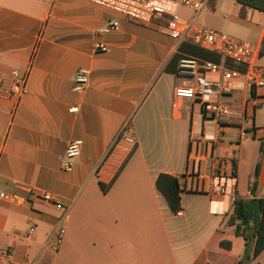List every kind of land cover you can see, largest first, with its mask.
<instances>
[{"label":"crops","instance_id":"obj_1","mask_svg":"<svg viewBox=\"0 0 264 264\" xmlns=\"http://www.w3.org/2000/svg\"><path fill=\"white\" fill-rule=\"evenodd\" d=\"M179 14L193 15L182 7ZM237 19L264 69V12L245 9ZM110 21L117 29L98 34ZM164 27L163 19L140 25L88 0H0V193L25 201L0 199V249L14 251L0 264H212L209 243L230 228L232 198H264V86L219 98L245 106L246 118L208 121L198 102L173 97L183 84L179 61L243 66L190 39L176 43ZM96 43L108 50L96 53ZM78 70L88 72L81 92L73 90ZM22 77L26 93L17 101L9 89ZM127 119L135 145H113ZM204 136L217 138L213 149ZM73 141H81L80 155L64 170ZM121 166L103 192L99 183ZM217 168L233 179L229 196L208 190ZM160 174L178 179L175 214L155 187ZM44 193L70 206L57 252L43 248L61 213L40 199ZM29 216L36 227L25 240Z\"/></svg>","mask_w":264,"mask_h":264},{"label":"built area","instance_id":"obj_2","mask_svg":"<svg viewBox=\"0 0 264 264\" xmlns=\"http://www.w3.org/2000/svg\"><path fill=\"white\" fill-rule=\"evenodd\" d=\"M48 3L50 0H39ZM92 3L123 15L130 21L140 25L149 24L153 19H163L166 34L176 43L190 39L199 48L215 52L235 64H241L243 70L227 67L224 64L213 63L195 57L183 58L179 61L176 76L183 79V84L173 90L174 99H189L198 102L208 121L217 125L224 123L232 117L246 118V107L236 109L230 104L219 101L220 97L230 96L235 92L248 88L251 92L264 86V69L257 63V50L246 41L216 32L210 28L197 26L196 17L199 13L211 9V0H88ZM186 8L192 12V17L183 19L179 14V8ZM117 29V22L110 21L98 34ZM108 49L105 45L96 43L94 51L104 53ZM15 76V74L13 75ZM88 82V72L78 70L74 76L73 90L81 92ZM10 94L19 100L26 93L25 77L13 82L9 89ZM204 141L211 149L217 144L215 136H204ZM123 142L125 145L134 146V133L130 119L125 120L116 134L113 145ZM197 146V144H195ZM81 141H73L66 147L63 169L70 170L71 162L80 155ZM193 168H198V162L192 160ZM194 174V172H193ZM231 177H225L217 168L208 185L210 193L219 196L232 194L234 185ZM196 187L202 183L195 184ZM201 188V187H199ZM0 199L7 203L22 205L25 201L14 194L0 193ZM40 199L60 210L56 224L47 235L43 248L57 252L65 235V224L69 214V205H64L51 195L44 193ZM232 201L234 199L232 198ZM179 216L180 213H177ZM28 229L22 236L27 240L35 231V221L27 217ZM14 251L12 249H0V257L10 259ZM20 264H35L34 260L23 259Z\"/></svg>","mask_w":264,"mask_h":264},{"label":"trees","instance_id":"obj_3","mask_svg":"<svg viewBox=\"0 0 264 264\" xmlns=\"http://www.w3.org/2000/svg\"><path fill=\"white\" fill-rule=\"evenodd\" d=\"M235 2L240 5L238 12L240 18H245V9L264 12V0ZM259 149L261 152L262 142ZM122 166L109 183H99L103 192H106L115 181ZM233 166L235 167V163ZM155 187L163 196L170 212L174 214L178 212L181 192L178 179L168 174H160L155 181ZM227 226L233 229L232 235L224 234L221 229L216 231L209 243L210 251L213 250L215 254H231L237 260V264H245V261L249 260L248 248H251V259H256L264 250V198L234 199Z\"/></svg>","mask_w":264,"mask_h":264},{"label":"rangeland","instance_id":"obj_4","mask_svg":"<svg viewBox=\"0 0 264 264\" xmlns=\"http://www.w3.org/2000/svg\"><path fill=\"white\" fill-rule=\"evenodd\" d=\"M210 5V10L199 13L196 17L195 24L243 40L244 37L236 31L238 25H242V23H239L237 19L239 15L236 10L237 5L235 0H211ZM180 14L187 15L188 11L181 10ZM245 139L246 142L253 140L251 136H247ZM247 146L249 145L247 144ZM221 230L226 235H232L233 233L232 228L221 227ZM49 253L51 254V252H44L45 255ZM214 254L212 250V260L215 258L212 264H237V260L233 258L231 254ZM247 256L249 260H246L245 264H252L251 248H248ZM256 263L264 264V253L259 257Z\"/></svg>","mask_w":264,"mask_h":264},{"label":"water","instance_id":"obj_5","mask_svg":"<svg viewBox=\"0 0 264 264\" xmlns=\"http://www.w3.org/2000/svg\"><path fill=\"white\" fill-rule=\"evenodd\" d=\"M254 196V195H253Z\"/></svg>","mask_w":264,"mask_h":264}]
</instances>
